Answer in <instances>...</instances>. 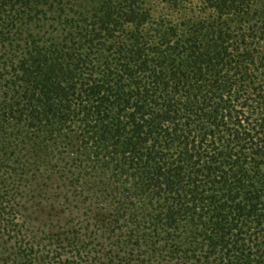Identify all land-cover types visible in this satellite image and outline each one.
<instances>
[{
  "label": "trees",
  "instance_id": "1",
  "mask_svg": "<svg viewBox=\"0 0 264 264\" xmlns=\"http://www.w3.org/2000/svg\"><path fill=\"white\" fill-rule=\"evenodd\" d=\"M0 264H264V0H0Z\"/></svg>",
  "mask_w": 264,
  "mask_h": 264
},
{
  "label": "rangeland",
  "instance_id": "2",
  "mask_svg": "<svg viewBox=\"0 0 264 264\" xmlns=\"http://www.w3.org/2000/svg\"><path fill=\"white\" fill-rule=\"evenodd\" d=\"M38 184L40 185L37 186L38 188L34 193L28 194L27 198L23 197V202L30 209V213L34 212L35 214L32 228H53L56 226L57 229L67 230L72 225L84 221V216L72 221L74 214L83 212L82 209L77 208H82L83 204L72 202L73 195L68 192L69 189L57 191L55 190L56 187L51 185L50 180L47 183L38 181Z\"/></svg>",
  "mask_w": 264,
  "mask_h": 264
}]
</instances>
